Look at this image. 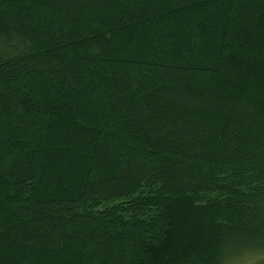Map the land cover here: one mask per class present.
<instances>
[{
	"label": "trees",
	"instance_id": "trees-1",
	"mask_svg": "<svg viewBox=\"0 0 264 264\" xmlns=\"http://www.w3.org/2000/svg\"><path fill=\"white\" fill-rule=\"evenodd\" d=\"M259 253L264 0H0V264Z\"/></svg>",
	"mask_w": 264,
	"mask_h": 264
},
{
	"label": "rangeland",
	"instance_id": "rangeland-1",
	"mask_svg": "<svg viewBox=\"0 0 264 264\" xmlns=\"http://www.w3.org/2000/svg\"><path fill=\"white\" fill-rule=\"evenodd\" d=\"M246 260L248 261L242 264H264V253L253 255L248 257ZM230 264H240V262H232Z\"/></svg>",
	"mask_w": 264,
	"mask_h": 264
}]
</instances>
